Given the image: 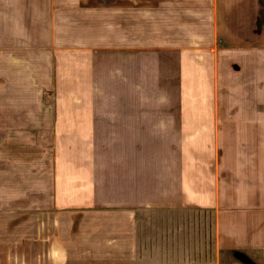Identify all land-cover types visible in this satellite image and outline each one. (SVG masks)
Here are the masks:
<instances>
[{
  "label": "crops",
  "instance_id": "1",
  "mask_svg": "<svg viewBox=\"0 0 264 264\" xmlns=\"http://www.w3.org/2000/svg\"><path fill=\"white\" fill-rule=\"evenodd\" d=\"M194 213L264 264V0H0V264H171L139 224Z\"/></svg>",
  "mask_w": 264,
  "mask_h": 264
},
{
  "label": "rangeland",
  "instance_id": "2",
  "mask_svg": "<svg viewBox=\"0 0 264 264\" xmlns=\"http://www.w3.org/2000/svg\"><path fill=\"white\" fill-rule=\"evenodd\" d=\"M152 216L149 221L145 218V225L139 224L142 245L148 242L150 227L151 242L162 243L161 249L155 247L154 250L170 255L171 264H224L214 248L211 215ZM237 259L233 258L228 264H239Z\"/></svg>",
  "mask_w": 264,
  "mask_h": 264
},
{
  "label": "trees",
  "instance_id": "3",
  "mask_svg": "<svg viewBox=\"0 0 264 264\" xmlns=\"http://www.w3.org/2000/svg\"><path fill=\"white\" fill-rule=\"evenodd\" d=\"M232 255L236 258H238V257H244V259H247V260H249L252 264H257V262H255L254 260L252 261L251 260V258H249V257H247V256H245V255H242V254H239V253H232Z\"/></svg>",
  "mask_w": 264,
  "mask_h": 264
}]
</instances>
